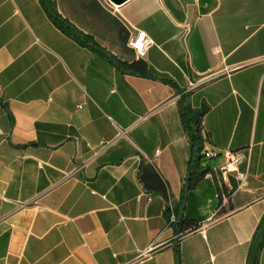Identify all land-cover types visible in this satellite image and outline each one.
<instances>
[{
    "label": "crops",
    "instance_id": "0c3cea01",
    "mask_svg": "<svg viewBox=\"0 0 264 264\" xmlns=\"http://www.w3.org/2000/svg\"><path fill=\"white\" fill-rule=\"evenodd\" d=\"M54 2L105 52L39 0H0V264H247L264 221V0ZM138 59L148 75L116 65ZM181 96L206 108V146L243 154L245 187L222 180V154L189 174Z\"/></svg>",
    "mask_w": 264,
    "mask_h": 264
},
{
    "label": "trees",
    "instance_id": "16d2710c",
    "mask_svg": "<svg viewBox=\"0 0 264 264\" xmlns=\"http://www.w3.org/2000/svg\"><path fill=\"white\" fill-rule=\"evenodd\" d=\"M43 8L45 9L48 16L51 18L52 22L62 29L65 33L68 35L75 37L72 33V30H75L80 35V38H77V40L85 45L91 46L93 49H95L98 52L104 53L105 51L90 41V39L77 30L71 23H69L65 18H63L57 11L54 0H39ZM76 38V37H75ZM117 67L127 73H134V74H140V75H148L146 63L141 60H135L131 63H124L121 61H116ZM179 109L181 114V120L183 128L189 138L190 142V148H191V159H190V168H189V174H192L195 172V170L199 171V168L201 166V159L204 157V154L202 153L203 148V140L201 134V118L203 114L206 111L205 107L200 108H193L191 107L185 97L181 96L179 99ZM202 173V171H199ZM140 177L143 180V182L150 188L158 189L159 186L156 184H153V180L151 179L152 173L151 171L146 167L142 166L140 171ZM176 211L178 215L179 211V205L176 206ZM177 226L180 227L182 225V220H178L176 222ZM264 240V236L259 244V246L262 244ZM179 264V257L178 253H176V263Z\"/></svg>",
    "mask_w": 264,
    "mask_h": 264
},
{
    "label": "built area",
    "instance_id": "2783aa9c",
    "mask_svg": "<svg viewBox=\"0 0 264 264\" xmlns=\"http://www.w3.org/2000/svg\"><path fill=\"white\" fill-rule=\"evenodd\" d=\"M113 9H117L118 4L111 3ZM151 40L147 37L144 31L138 30L136 33L132 34L128 40V45L133 48L138 56H143L146 49L150 46ZM159 150H156L158 153ZM202 153L206 158H214L222 154L224 161L218 167V171L221 173L222 180H225L226 173H234L238 180V189H242L247 184V171H239L237 166L238 163L242 161L243 154L239 150H223L222 152L208 147L203 142ZM165 210L168 213V224H173L177 222L178 215L175 209L174 203L170 197L167 198L165 202ZM152 244L149 248H152Z\"/></svg>",
    "mask_w": 264,
    "mask_h": 264
},
{
    "label": "water",
    "instance_id": "95a60500",
    "mask_svg": "<svg viewBox=\"0 0 264 264\" xmlns=\"http://www.w3.org/2000/svg\"><path fill=\"white\" fill-rule=\"evenodd\" d=\"M110 1L113 2V4H118L119 5L122 2H124L125 0H110ZM72 33H73L74 36L80 38V35L75 30H72ZM108 56H110V55H108ZM188 180H189V176L187 177V181L185 182V185H184V198H183V201H182V203L180 205V208H179V211H178V220H180L182 218V215H183V207H184V204H185V199H186L187 191H188V188H189ZM263 236H264V221L260 225V227L258 228V230L255 233V236L253 238V241H252V244H251V248H250V252H249V256H248V263L247 264H255V255H256V252H257V250L259 248V244H260Z\"/></svg>",
    "mask_w": 264,
    "mask_h": 264
},
{
    "label": "rangeland",
    "instance_id": "374dc122",
    "mask_svg": "<svg viewBox=\"0 0 264 264\" xmlns=\"http://www.w3.org/2000/svg\"><path fill=\"white\" fill-rule=\"evenodd\" d=\"M201 160H206L205 158H202Z\"/></svg>",
    "mask_w": 264,
    "mask_h": 264
}]
</instances>
